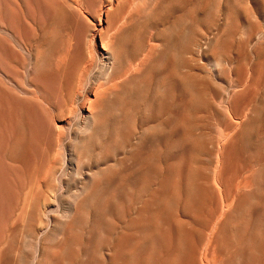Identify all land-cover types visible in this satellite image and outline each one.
<instances>
[{
	"label": "bare ground",
	"instance_id": "1",
	"mask_svg": "<svg viewBox=\"0 0 264 264\" xmlns=\"http://www.w3.org/2000/svg\"><path fill=\"white\" fill-rule=\"evenodd\" d=\"M4 1V27L0 28V126L4 129L0 165L14 169L18 175L19 196L28 185L27 167L33 159L28 151L29 141L40 144L47 155L55 148L66 151V155L58 164L64 179L63 210L54 215L51 230L45 233V226L25 225L22 219L12 228L8 242L0 251V264H27L33 256L35 264H131L135 256L134 264H153L154 243L167 238L171 252L161 263L154 264H210L208 251L213 244L237 261L236 264H260L264 258L261 230L264 192L257 200L242 193V199L239 196L235 204L227 206L222 218L216 221L201 260L197 242H190L192 247L186 250L187 233L193 232L190 222L194 217L185 212L195 189V172L189 169L182 191L170 186L169 194L160 200L151 194L164 185L166 151L185 145L196 150L202 148L201 134H186L180 142L164 149V155L161 152L159 158L154 157V151L161 149L158 143L188 126L185 124L189 114L182 117L179 95L168 98L164 86L171 80L180 87L185 77L190 76L181 70L180 50L191 14L177 18L167 30L158 32L156 37L162 41L155 43L152 37L143 36L142 26L123 24L124 18L113 26L115 17L111 8L125 0H105L108 10L104 18L95 17L88 35L76 33L75 44L79 49L86 38L87 61L75 74L69 90L58 64H40L44 43H51L48 46L60 56L56 27L61 9L51 17L45 13L46 17L37 12L38 0H27V7L25 0ZM221 3L226 6L228 0H216V10ZM38 16L50 17L46 26ZM13 22L18 26H12ZM164 51L163 61L153 63L156 54ZM157 73L162 75L154 80ZM153 112L156 122L137 130L136 119ZM259 114L263 122L252 131L251 145L264 130V109ZM255 115L247 116L243 126L251 123ZM169 121L173 122L171 129L167 125ZM5 128L9 131L7 135ZM28 129L32 131L30 135ZM135 135L146 144L142 152L130 144ZM228 139V135L222 134L220 150L228 146ZM148 177L152 178L151 184ZM134 178H137L135 183ZM216 179L221 188L219 177ZM54 181L55 169L50 168L44 177L35 180L34 187L41 190ZM258 182L264 183V173ZM0 187L5 190L1 180ZM208 190L213 195L217 193L212 184ZM49 198L55 201L54 195ZM172 200H177L178 207L171 212L172 230L168 236L165 217ZM2 202L3 199L0 209ZM6 202L17 211L20 200L6 199ZM232 205H235L233 210ZM44 209H47L45 203ZM40 216L45 218V210ZM3 224L0 217V228ZM201 237L202 233H198V240Z\"/></svg>",
	"mask_w": 264,
	"mask_h": 264
},
{
	"label": "rangeland",
	"instance_id": "2",
	"mask_svg": "<svg viewBox=\"0 0 264 264\" xmlns=\"http://www.w3.org/2000/svg\"><path fill=\"white\" fill-rule=\"evenodd\" d=\"M27 4L25 0L24 7H27ZM224 4H219L217 11L216 0H125L119 5L114 4L115 7L111 8L115 17L113 26L121 22L142 26L143 36L146 39L152 37L155 43L162 41L156 37L158 32L167 30L177 18L184 19L189 13L191 14L190 20L193 23L190 21L191 23L189 22L186 26L180 50L181 70L188 72L190 76L185 77L180 87L171 80L164 86L168 98L179 95L182 117L185 113L189 114V120L185 124L188 126L172 132L173 134H169L165 142L158 143L161 149L154 151V157L159 158L164 149L168 150L172 144L180 142L186 134L191 136L201 134L202 148L196 150L191 145H185L180 149L166 151V154H163L166 166L164 185L150 193L160 200L169 194L170 186L177 191H182L189 169L195 172V189L190 196V207L185 212L186 215L194 217V220L189 221L193 232L187 233L189 241L186 243V250L190 251L189 246L192 247L190 242H197L200 260L213 229L227 210V206L235 204L239 196L242 199V193L250 199L257 200L264 192V183L258 182V177L264 173V130L257 142L254 145L250 144L252 131L263 122L259 111L264 109V0H228V5ZM59 8L61 9L60 19L56 29L60 37V56L57 57L51 46H48L51 43L48 42L47 45L44 43V55L40 58V64L43 66L58 64L63 70L65 82L70 90L75 74L80 72L87 61L86 38L83 39L84 43L79 49L75 44L76 33L81 32L83 37L88 35L95 17L100 16L103 19L108 8L105 0H51L49 2L38 0L36 4L40 16L47 17L46 14H48L51 17ZM5 10V1L0 0V28L4 27ZM40 16L38 20L45 21L42 25L46 26L50 17L48 16L47 19ZM12 26L17 27L18 24L13 22ZM164 57L165 51L156 54L153 63L162 62ZM161 75L157 73L154 80L159 79ZM228 98L230 99L227 104ZM252 114H256L254 120L243 126V120ZM155 122L156 117L153 112L143 119L137 118L135 127L139 130ZM167 125L171 129L173 122L169 121ZM2 130L4 131L0 126V141L4 138ZM30 130L28 129L29 135L32 132ZM5 132L7 135L8 129L5 128ZM222 134L228 135L229 139L228 146L220 150ZM28 144L30 147L28 151L33 159L27 167L28 185L19 196L18 175L14 169L0 165V180L5 186V190L0 187V201L3 199L0 217L4 220L3 227L0 228L1 252L8 242L12 228L22 219L25 220V225L45 226L46 233L53 226L54 215L63 210L61 195L64 179L58 164L60 159L64 160L66 151L55 148L56 150L53 149L51 154L47 155L40 144L30 141ZM130 144L141 152L146 147L143 141H139L138 135H135ZM50 168L52 171L55 169L54 183L37 190L34 187L35 180L40 176L44 177L47 172H50ZM218 177L221 188L216 179ZM148 179L151 184L152 178L148 177ZM136 181L137 178H134L133 183ZM209 184L216 188V195L209 192ZM49 195H54L55 201L49 200ZM6 199H17V202L20 200L16 212L15 206L5 203ZM44 203L47 209H44ZM26 205L30 206L28 210ZM168 205L169 214L165 217V230L169 236L172 230L171 212L178 207L177 200L170 201ZM232 206L231 210L235 205ZM154 208L155 206L151 207L152 211ZM42 210H45V218L40 216ZM251 216L254 217V214ZM261 230L264 235V223L261 225ZM198 233H202L200 240H198ZM21 237L24 238V236ZM230 244L233 247V243ZM153 250V264L161 263L162 259L171 252L168 238L163 242L156 241ZM208 252L210 264L237 263L231 260L228 254L218 251L215 244ZM35 261L36 257L33 256L27 264H35ZM136 261L135 256L131 264ZM259 263L264 264V258L260 259Z\"/></svg>",
	"mask_w": 264,
	"mask_h": 264
}]
</instances>
